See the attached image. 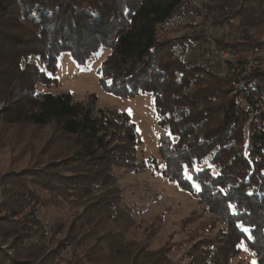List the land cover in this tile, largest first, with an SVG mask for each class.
Wrapping results in <instances>:
<instances>
[{
  "label": "trees",
  "instance_id": "obj_1",
  "mask_svg": "<svg viewBox=\"0 0 264 264\" xmlns=\"http://www.w3.org/2000/svg\"><path fill=\"white\" fill-rule=\"evenodd\" d=\"M194 17L204 22L166 34L170 23ZM209 25L236 35L210 38ZM211 39L217 54L205 48ZM103 49L109 54L98 74L106 92L152 94L157 126L167 132L159 145L163 177L226 226L180 261L230 264L245 246L253 264H264V136H249V99L219 56L228 51L244 63L264 51V0H0V122L51 125L58 135L37 156L51 157L41 168L0 176V212L18 210L27 194L39 210L58 213L51 232L61 237L49 248L37 222L0 219V264H175L168 249L148 250L151 233L135 227L113 171L142 170L130 116L37 91L55 82L62 54L83 64ZM247 82L264 92V72ZM57 141L66 146L56 150Z\"/></svg>",
  "mask_w": 264,
  "mask_h": 264
},
{
  "label": "rangeland",
  "instance_id": "obj_2",
  "mask_svg": "<svg viewBox=\"0 0 264 264\" xmlns=\"http://www.w3.org/2000/svg\"><path fill=\"white\" fill-rule=\"evenodd\" d=\"M191 22L201 25L204 21L201 17L186 19L181 23L176 21L170 23L167 26L168 32L167 30L165 32L168 36H180L191 31L185 28ZM204 31L210 34V38L225 40L232 39L236 35L231 27L215 29L209 25ZM212 42L211 39L205 44V48L213 50L210 54H217ZM108 54L109 51L103 49L97 56L91 57L83 64L78 63L69 52L62 54L58 62V72L52 79L55 82H51L49 86L39 85L37 91L39 94L70 93L75 101L91 103L94 110L108 109L130 116L139 135L140 144L135 155L142 170L131 171L114 167L113 171L118 179V186L122 189L124 204L132 209L133 216L138 220L135 227L140 222L142 226L140 225L138 229L144 228L151 233L146 240L148 250L157 252L165 248L168 249L169 259L175 264H190L188 260L180 261L186 249L203 239H215L222 234L226 226L221 217L213 213L204 203L183 192L174 182L163 177L165 161L159 151V145L161 137L167 132L157 126L152 94L145 93L123 98L106 92L98 68ZM219 56L226 61L221 54ZM52 136L58 137L51 125L36 128L30 125L11 126L3 121L0 122V176L11 170L41 168L42 164L48 163L51 157L47 153H44L47 159H37V156L46 147L52 148L49 142ZM56 143V150L66 146L63 141ZM39 160H43V163L40 161V165L36 164ZM23 200L18 210H2L0 219L28 225L35 221L43 230L47 247L55 246L61 237L58 235L52 238L51 224L58 213L51 208L39 210L36 200L31 199L27 194L23 196ZM64 211L67 212L62 210L59 213ZM138 239H141V236ZM62 254L68 256L70 249L67 248ZM253 263L255 257L245 246L242 247L241 254L230 262V264Z\"/></svg>",
  "mask_w": 264,
  "mask_h": 264
},
{
  "label": "built area",
  "instance_id": "obj_3",
  "mask_svg": "<svg viewBox=\"0 0 264 264\" xmlns=\"http://www.w3.org/2000/svg\"><path fill=\"white\" fill-rule=\"evenodd\" d=\"M222 57L230 62L229 71L234 80V86L243 92L249 101L245 106L249 136H264V92H256L248 85L247 78L256 71L264 72V51L246 62H240L228 52H221ZM260 146V143L258 144Z\"/></svg>",
  "mask_w": 264,
  "mask_h": 264
},
{
  "label": "snow or ice",
  "instance_id": "obj_4",
  "mask_svg": "<svg viewBox=\"0 0 264 264\" xmlns=\"http://www.w3.org/2000/svg\"><path fill=\"white\" fill-rule=\"evenodd\" d=\"M197 187H199L198 185H197ZM221 191L223 192L224 191V189H221ZM234 207V206H233ZM245 231H247V229H245Z\"/></svg>",
  "mask_w": 264,
  "mask_h": 264
}]
</instances>
